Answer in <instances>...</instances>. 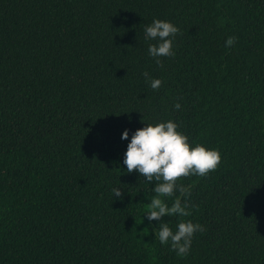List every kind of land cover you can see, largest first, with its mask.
I'll return each instance as SVG.
<instances>
[{
    "label": "trees",
    "instance_id": "1",
    "mask_svg": "<svg viewBox=\"0 0 264 264\" xmlns=\"http://www.w3.org/2000/svg\"><path fill=\"white\" fill-rule=\"evenodd\" d=\"M154 19L179 29L163 67ZM168 120L222 158L179 181L190 216L161 218L206 229L185 257L144 214L155 182L123 164ZM0 264H264V0H0Z\"/></svg>",
    "mask_w": 264,
    "mask_h": 264
},
{
    "label": "clouds",
    "instance_id": "2",
    "mask_svg": "<svg viewBox=\"0 0 264 264\" xmlns=\"http://www.w3.org/2000/svg\"><path fill=\"white\" fill-rule=\"evenodd\" d=\"M179 29L171 22L154 19L144 29L145 39L157 40V44L148 47V53L155 58L157 66L163 67L160 57L174 56L173 38ZM236 37L229 36L225 41V47H231L236 42ZM146 81L153 90H158L162 84L160 79H153L148 72L143 73ZM174 108L179 110L181 105L176 103ZM146 125V124H145ZM178 124L171 120L156 124H147L143 128L132 133L131 139L124 152L123 164L127 172L131 174L135 170L146 182H155L152 191L155 195L148 204V211L144 214L148 221H160L155 235L161 245H171L178 257H185L190 251L191 242L196 232L203 233L206 229L199 223L181 220L177 230L162 222V217L191 215L188 197L191 196L192 185L185 186L179 183L181 179L190 176L205 177L210 172L217 170L221 164V154L216 149H209L197 143L191 146L188 137L178 131ZM129 138L128 130L121 134L122 140ZM115 197L122 199L120 188H113ZM175 199L171 206L166 198Z\"/></svg>",
    "mask_w": 264,
    "mask_h": 264
}]
</instances>
